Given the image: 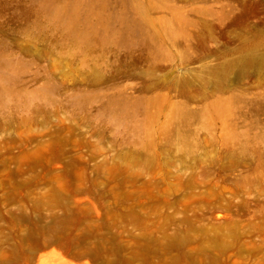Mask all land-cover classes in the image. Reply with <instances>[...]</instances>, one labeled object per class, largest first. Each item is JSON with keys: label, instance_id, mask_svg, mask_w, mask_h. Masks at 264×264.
<instances>
[{"label": "rangeland", "instance_id": "obj_1", "mask_svg": "<svg viewBox=\"0 0 264 264\" xmlns=\"http://www.w3.org/2000/svg\"><path fill=\"white\" fill-rule=\"evenodd\" d=\"M0 264H264V0H0Z\"/></svg>", "mask_w": 264, "mask_h": 264}]
</instances>
